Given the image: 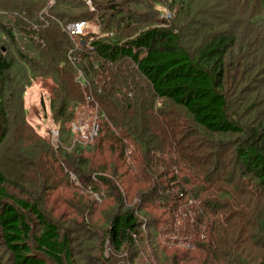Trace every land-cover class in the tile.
<instances>
[{"label": "trees", "instance_id": "1", "mask_svg": "<svg viewBox=\"0 0 264 264\" xmlns=\"http://www.w3.org/2000/svg\"><path fill=\"white\" fill-rule=\"evenodd\" d=\"M49 1L0 0V264H76L83 251L79 227L53 216L48 195L25 189L61 183L43 167L22 186L15 181L25 165L35 167L33 152L9 134L24 120L25 88L38 75L56 85L51 109L61 123L56 161L64 170L58 174L65 185H72L71 172L91 180L96 204L107 203L110 219L99 238L104 263L149 264L150 249L154 264H264V86L235 113L229 91L230 79L245 91L264 77L255 43L263 38L246 39L251 24L264 21V0H245L262 10L245 25L223 27L213 12L222 7L225 17L237 15L230 8L238 0L190 2L169 19L156 18L159 0H91L90 11L77 0ZM204 8L208 13L196 20L191 12ZM80 20L88 25L73 38L65 27ZM88 20L97 29L88 30ZM87 102L98 107L100 128L81 143L71 123ZM203 144L218 155L231 151L234 161L224 170L220 158L197 151ZM6 146L15 180L2 167ZM96 146L117 153L125 172L115 164L111 172L91 171L84 154ZM129 179L145 185L137 205L127 204ZM17 187L22 194L13 193Z\"/></svg>", "mask_w": 264, "mask_h": 264}, {"label": "rangeland", "instance_id": "2", "mask_svg": "<svg viewBox=\"0 0 264 264\" xmlns=\"http://www.w3.org/2000/svg\"><path fill=\"white\" fill-rule=\"evenodd\" d=\"M87 1V0H86ZM85 0H77V2L83 4L84 8L87 10L89 4L86 3ZM201 0H159L158 3L153 4L154 10L156 12V18H165L169 19L177 15L180 12L181 5L188 6V3L190 2H200ZM227 2L229 0H226ZM233 3L236 2V0H231ZM239 5L234 9L237 12V15H233L232 17L230 15H227L225 17V12H228L227 9H223L221 12V9L219 10V13L213 12L216 16L215 18H218V25L220 27H223L222 25L228 24L230 21H235L238 24H244L246 23L250 17H253L258 12L262 10V8L259 5V2H250L247 6L243 5L245 0H238ZM54 0L49 1V5L54 4ZM212 3H220L224 5L225 0H211ZM231 2V3H232ZM232 3V4H233ZM93 6V5H92ZM201 8V7H199ZM89 9V8H88ZM93 8L90 7V10H93ZM241 11H244L245 14H248V17L245 16V14L241 13ZM208 11L206 8L202 12H197L195 15L193 12H191L192 16L200 18L201 16H205ZM151 16H153V13H151ZM246 17V18H245ZM191 18V16H190ZM189 18V19H190ZM89 22V29L93 30L97 29L95 25L92 23V21L88 20ZM245 25V24H244ZM243 25V26H244ZM251 30L249 32V35L246 36V39L252 40V41H258L255 42L259 46V56L264 57V21H255L251 24ZM242 28V27H239ZM240 31V30H239ZM200 33V31L198 32ZM255 33H259V37L263 39H255ZM241 34V33H239ZM240 36V35H239ZM243 36V35H242ZM241 36V38H242ZM240 39V37H239ZM255 39V40H254ZM246 44V41H245ZM254 43L251 45L253 48ZM259 69L258 64L255 66V70ZM232 72L235 73V67L232 69ZM78 80V77H77ZM81 85V84H80ZM235 83L232 79L229 80V91H230V98H231V108L230 111L235 113L239 107L244 106L245 100L249 96L255 95V90L257 88H262L264 86V77L262 79H258L253 86L255 88H251L250 90H240L237 91L235 89ZM243 86V85H241ZM56 85L52 81V79L43 77L41 75L35 76L32 79L31 85L26 86L25 92H24V105H23V113H24V120L18 121L16 120V123L12 125V130L9 134V138L14 137L15 144L18 146L19 149H23L24 151L33 152L32 156L35 159L34 168L30 169L28 165H25V163H22L23 169H20V175L23 176L22 179H17L13 177L12 174L15 170V167H12L8 165L7 156L3 153V150H7L8 147L6 146L4 149H2V167L4 169V172L8 173L10 175V178L15 180L16 182L22 184L24 182L31 181L33 179L32 173H34L35 177L37 176V167H43L44 172L47 174V176L51 177V182L53 179H55L58 183H61L60 187H55V190H48L44 191L39 189H33V188H25L28 190V192L33 193L35 195L39 193H44L45 196L48 195V201H47V207L49 210H51L54 217H58L59 220L64 219V222H72L77 225L80 236L84 239V244L81 247L82 254H80L79 257H77L76 264H122L120 261L115 258V260L111 262L104 263V261L101 258V255L103 254V251L100 252V237L104 235V231L106 229V226L109 223L110 215L107 211V203L103 202L102 204H96L95 199L92 195L93 191L92 186L93 182L87 181V182H81L77 180V175L73 172L70 173L71 175V182L72 185H65L64 180L65 176L63 178L58 174V171H62L64 174V170L62 167H60V163L56 161L58 158L57 151L59 141L56 138L52 137L51 134V128L59 127L61 123L56 121L53 117V110L51 109V99L52 97L56 96L55 93ZM83 89V88H82ZM255 89V90H254ZM254 90V91H251ZM84 94L85 90L83 89ZM251 91V92H249ZM70 111H74L75 107L73 104L69 106ZM74 107V108H73ZM76 111V110H75ZM239 111V109H238ZM84 113V114H83ZM97 113L93 109H87L86 105L83 108V110H80L77 117L73 120L75 121L79 116L83 114L84 120H90L93 116V114ZM17 118V117H16ZM72 121V122H73ZM72 125V123H71ZM9 138H6L7 141ZM56 142V143H55ZM11 143V140H10ZM30 144V145H27ZM35 144V145H32ZM5 146V144H2V148ZM51 146V152L47 153L45 150L48 149ZM28 149V150H27ZM197 151L199 153L201 152H208L211 153L210 159L211 161L215 162L216 159L220 158L221 160V168L226 170V166L228 162L234 161L232 158L231 151H228L227 153L223 155L216 154L215 147L207 145H200L199 148H197ZM85 157L88 160L89 168L91 171H96V169H103L105 168L107 172H111L113 170V166L115 164V167L118 172L123 173L125 172V166L122 165L123 161L119 160V156L117 153L112 152L110 149L104 148H91L87 151H85ZM217 155V156H215ZM18 167H16L17 170ZM130 168V167H129ZM27 169V170H25ZM18 172V171H17ZM73 177L75 180H73ZM123 177H121L120 180ZM120 180L117 182L120 183ZM132 189L128 191L129 199H127V204L134 203L135 205L139 204L140 202L136 201V197L138 198V192L141 191V189L144 188L143 182H134L131 179H129ZM50 182V183H51ZM37 186V185H36ZM57 188V189H56ZM103 190L113 192L111 190V187L107 188L106 186L102 187ZM13 193H17L18 195L22 194L18 187L15 188V190L12 188ZM92 192V193H91ZM20 193V194H19ZM149 208V207H148ZM150 209V208H149ZM183 211V210H182ZM152 212V210H151ZM178 212V211H176ZM155 215V212L153 213ZM152 214V215H153ZM172 214V213H171ZM167 216V215H166ZM170 215L167 217L169 218ZM166 218V217H165ZM164 227V226H161ZM170 234V233H169ZM103 250V249H102ZM109 250V249H108ZM148 253L145 254L144 260L146 263L154 264V258L152 257V250H144ZM110 252V251H109ZM148 255H151V258L148 259ZM171 253H159L158 259H162L163 257H169L171 258ZM157 261V260H156ZM182 263V262H181ZM180 263V264H181ZM192 264V262H190ZM197 264H200V262H197Z\"/></svg>", "mask_w": 264, "mask_h": 264}, {"label": "built area", "instance_id": "3", "mask_svg": "<svg viewBox=\"0 0 264 264\" xmlns=\"http://www.w3.org/2000/svg\"><path fill=\"white\" fill-rule=\"evenodd\" d=\"M87 2L90 5V7L93 8L92 1L87 0ZM87 25H88L87 21L80 20L66 25L65 29L71 37L73 38L80 37L84 33V30L87 27ZM80 43L85 44L86 42L83 38H81ZM83 85L85 86L87 85L84 80H83ZM87 96H89L87 97V100H90V98H92L91 95H87ZM86 108L93 109L97 113L93 114L90 120H84L82 118L84 114L83 113L75 121L72 122V130L78 133L77 139L75 141H79L81 143H87L93 141L97 136L100 128V123L97 117L98 107L93 106L92 104L87 102ZM51 134L53 138H56L59 141L60 128L59 127L51 128Z\"/></svg>", "mask_w": 264, "mask_h": 264}, {"label": "bare ground", "instance_id": "4", "mask_svg": "<svg viewBox=\"0 0 264 264\" xmlns=\"http://www.w3.org/2000/svg\"><path fill=\"white\" fill-rule=\"evenodd\" d=\"M56 143V142H55Z\"/></svg>", "mask_w": 264, "mask_h": 264}]
</instances>
